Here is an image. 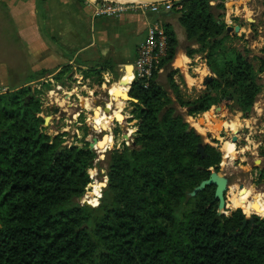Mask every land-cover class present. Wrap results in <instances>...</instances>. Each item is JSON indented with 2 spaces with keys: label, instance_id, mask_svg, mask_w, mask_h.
Returning a JSON list of instances; mask_svg holds the SVG:
<instances>
[{
  "label": "trees",
  "instance_id": "1",
  "mask_svg": "<svg viewBox=\"0 0 264 264\" xmlns=\"http://www.w3.org/2000/svg\"><path fill=\"white\" fill-rule=\"evenodd\" d=\"M212 1H173L170 12L216 76L210 93L177 102L206 113L225 101L247 115L262 91L259 76L243 52L228 47L233 35L220 22L225 5ZM165 29L169 53L161 68L179 95L170 70L177 39ZM160 78L155 72L148 86L132 84L136 148L106 156L109 186L99 208L78 202L93 182L97 154L87 145L58 155L66 135L45 133L40 105L27 100L28 91L0 94V264H264V220L241 233L242 210L220 216L215 187L190 197L210 168L218 171L221 156L206 146L201 158L203 138L188 131Z\"/></svg>",
  "mask_w": 264,
  "mask_h": 264
},
{
  "label": "rangeland",
  "instance_id": "2",
  "mask_svg": "<svg viewBox=\"0 0 264 264\" xmlns=\"http://www.w3.org/2000/svg\"><path fill=\"white\" fill-rule=\"evenodd\" d=\"M12 1L18 3L15 11L9 8ZM27 1L0 0V94L15 92L16 87L27 84L33 74L31 72L32 68L36 71L41 70L42 35L41 33L37 35L38 44L32 51L29 48L28 43L30 42L28 41L26 32L29 30L26 29L28 27L26 25L27 19H23L19 14L20 10H24L22 5L24 6ZM75 1L88 9L90 14H93L95 3L101 5L104 2L102 0H97L98 2L96 0ZM239 1L241 0H224V2L213 0L212 5H226L225 10L221 12L223 18L220 20L224 24L226 23L227 13L230 14V17L236 13L233 15L235 17L240 12V4L245 3L247 5L246 13L250 20L243 19L239 21V18H234V20L232 19L233 23L225 25L227 29H234V32L231 34L233 38L227 43L228 47L233 46L243 52L252 62L259 76L262 91L257 97L252 111L244 115L234 107L235 104L223 101L220 105L212 107L206 113H194L190 108L182 107L177 102V98L180 96L182 102L189 103L197 101L205 94L210 93L208 87L204 86L205 80L197 88H187L188 86H186L185 81L178 74L179 72L172 71L171 73H176L174 74V79L179 87V95L168 84L167 77L164 75L166 72L161 73L160 82L165 86L169 97L174 100V106L179 114L183 116L185 122L203 138V146L211 147L220 154L221 162L219 166L222 165L223 167L221 174H225L230 179L231 184L226 195V212L230 214L241 209L245 219L254 217L255 215V219L264 220V215L257 213L247 214L244 207L237 208L233 202L246 199L249 202H254L255 205H261L263 204L262 200H264V198L261 199L264 196V186L261 187L259 185H264V182L260 183L258 177L260 171H264V71L261 72L264 61V0H242V3H239ZM250 5L252 6L251 8ZM37 10L33 9L30 13L28 12V16L31 15L32 17L35 12H39ZM71 12H69L68 16H72L70 15ZM147 13L150 14V12H146L145 14ZM74 19L67 18V23L73 25L76 22V25L80 27L82 21L80 22L76 17ZM83 22H86V19H83ZM177 22V25L186 35V31L179 19ZM40 24L41 19L39 17L38 25L40 26ZM177 49L178 41L170 68L173 67L176 56H179ZM189 50L197 52L194 56L200 55L208 68L207 56L198 53L199 48L194 50L189 47L187 48V52ZM201 60L192 64L195 69H197L195 66L199 69L195 72L197 77L205 76L208 73V70L204 66L202 67L203 62ZM77 66L64 70L65 72L61 75L59 82L63 88L60 92L57 91V83L55 81V83L50 85L34 82L32 86L25 88V90L28 91L27 100L28 98H33V101L40 105V117L45 120L44 129L47 135L53 138L61 134L66 135L64 137V145L68 147H85L87 145L90 147V144L94 143L93 139H96V142L103 141L107 144L104 154H100L97 150L93 152L98 156L94 166L89 170V176L93 182L89 185L87 193L78 200L83 206L99 208L102 204L105 190L109 186L108 177L110 170L106 162V156L114 151L122 152L126 149L134 150L136 148L134 147V143H136L139 131L140 122L137 120L139 107L138 104L131 101L130 95L128 100L126 96V102L123 100L124 108L122 115L112 118L110 116L111 112L108 110L110 102L108 100L110 98L107 99V96H109L108 92L114 86V83H111L108 87L105 86L104 93H102L98 89L99 83L104 82L102 81V77L94 75L93 71L89 74L83 72ZM210 73L216 77L211 71ZM49 91L55 92L56 95L53 93L49 96ZM219 109L222 110L219 112ZM47 120L49 122L46 125ZM104 120L107 122V129L102 128L99 124ZM125 134H128L131 139L125 140ZM238 139L241 142L236 145L235 152V140ZM229 151L234 156L231 159L230 157L226 159V152ZM226 161L227 163H225ZM210 171L217 172L215 167L210 168ZM254 186H259V189H253L252 194H248ZM254 194L260 196L253 198ZM90 196L92 197L91 201L87 200V203L82 201ZM247 196H249V199Z\"/></svg>",
  "mask_w": 264,
  "mask_h": 264
},
{
  "label": "crops",
  "instance_id": "3",
  "mask_svg": "<svg viewBox=\"0 0 264 264\" xmlns=\"http://www.w3.org/2000/svg\"><path fill=\"white\" fill-rule=\"evenodd\" d=\"M16 7H18L17 2H10V9L15 11ZM22 7H24V10L20 9L25 12L19 11V8L18 11L23 19H27L26 25L28 27L26 29L29 30L26 32L30 42L28 43L29 48L32 51L38 44L37 35L40 33L42 35V60L40 62L41 70L36 71L32 68L31 72L33 74L28 83L16 87L15 92L32 86L34 82H41L43 85L56 82L57 91L60 92L63 88L57 77H60L64 69L78 65L77 68L82 69L83 72L89 74L93 71L94 75L102 77L104 82H100L98 85L100 92L104 93V87L114 83V86L108 92V98L106 97L111 100H108L110 101L108 110L111 112L112 98L117 92V86L125 85L130 95L134 83V67L138 51L147 37L148 28L154 23H160L175 33L178 41L177 54L179 56H176L170 70L171 72H179L178 74L185 81L187 88H197L208 76H211L200 55L194 56V58L188 56L187 48L190 47L196 50L199 46L187 42L185 33L177 25L178 17L173 15L172 12L159 15L136 12L114 18L96 17L94 9L93 14H90L88 9L75 0H28ZM246 8L245 3L240 4V12L235 17L233 15L236 13L231 17L227 13L225 24L233 23L234 18H239V21L243 19L250 20ZM33 9H38L39 12H35L32 17L31 15L28 16ZM69 12L72 16H68ZM39 17L41 19L40 26L38 25ZM75 17L80 22L82 21L80 27L76 25V22L73 25L67 23V18L74 19ZM83 19H86V22H83ZM198 60H201L203 62L202 67L204 66L208 70L205 76L197 77V74H195L199 69L197 66H195L197 68L195 69L192 64L197 63ZM194 75L196 76L194 77ZM52 93L54 92L49 91V96ZM125 98L126 96H122V99L126 102Z\"/></svg>",
  "mask_w": 264,
  "mask_h": 264
},
{
  "label": "built area",
  "instance_id": "4",
  "mask_svg": "<svg viewBox=\"0 0 264 264\" xmlns=\"http://www.w3.org/2000/svg\"><path fill=\"white\" fill-rule=\"evenodd\" d=\"M97 1V0H96ZM98 2V1H97ZM173 1L157 4H113L103 2V4L94 5L96 17L114 18L127 13L150 12L155 15L170 12L173 9ZM169 53V36L163 25L154 23L150 25L147 31V37L138 51V57L134 67V82L144 81L148 86L153 79L155 72L161 74L164 69L161 68L162 62Z\"/></svg>",
  "mask_w": 264,
  "mask_h": 264
},
{
  "label": "water",
  "instance_id": "5",
  "mask_svg": "<svg viewBox=\"0 0 264 264\" xmlns=\"http://www.w3.org/2000/svg\"><path fill=\"white\" fill-rule=\"evenodd\" d=\"M104 2L107 3H113V4H135L136 2L139 1L141 3L146 2V0H102ZM120 1V2H119ZM170 1H174V0H161L158 2H155L153 4H157V3H166V2H170ZM141 5V4H140ZM233 28H228V33L232 34L233 33ZM215 79V77L213 75L208 76L205 81H204V86L208 87L210 83L213 82V80ZM128 97H129V93H128ZM130 99V98H129ZM131 100V99H130ZM133 103L137 104V101L133 100ZM222 109H219V112ZM48 120L46 121V125L48 124ZM192 129L190 128L188 131L190 132ZM124 139L125 140H130L131 137H129L128 134L124 135ZM96 139H93V142H95ZM93 144H90L89 150L91 152H95L96 150H94L92 148ZM134 147H136V143H134ZM70 147L64 145L61 148H59L58 150V155L63 152L66 151L67 149H69ZM198 154L201 155V158L204 159L206 154H205V147L202 145L200 146V149L198 151ZM222 165L219 166V169L217 172H212L209 179L203 181L196 189H194V191L190 194V197H196L198 194L204 192L206 189L210 188V187H215L216 191H215V201H217L219 203L218 206V214L220 216L224 215L227 211V201H226V195L229 191L230 188V180L229 178L225 175V174H221V170H222ZM255 189V187H254ZM256 209H258V206H256ZM256 223V219H255V215L254 217L251 218H246L243 222V227H242V231L241 233H243L246 229V227L249 224H255Z\"/></svg>",
  "mask_w": 264,
  "mask_h": 264
},
{
  "label": "bare ground",
  "instance_id": "6",
  "mask_svg": "<svg viewBox=\"0 0 264 264\" xmlns=\"http://www.w3.org/2000/svg\"><path fill=\"white\" fill-rule=\"evenodd\" d=\"M158 1H161V0H146V2L144 3H141L139 1L136 2V5H140V4H153L155 2H158ZM120 2V1H119ZM62 89V88H61ZM60 89V90H61ZM114 89V88H113ZM116 94L113 96H111V98L113 99V106L111 105L112 107V111H111V117L114 118V117H118L120 115H122V110L124 108V102H123V99H122V95L123 97L127 96V91H129L127 89V87L125 85H119L117 86L116 88ZM114 92V91H113ZM55 93V92H54ZM53 94V93H52ZM56 95V94H55ZM88 99V98H87ZM90 100V99H89ZM111 101V100H110ZM98 122V121H97ZM98 124V123H97ZM102 128L104 129H107L108 126H107V122L104 120L102 121L101 123H99ZM92 148L94 150H97L100 154H104L105 153V150L107 149V144L103 141H100V142H94L93 143V146ZM228 151V150H227ZM226 159H230L234 156L233 153L231 151L229 152H226ZM227 163V161L225 162ZM233 191V190H232ZM85 198V197H84ZM244 198V197H243ZM264 196L261 197V199H263ZM87 200L91 201L92 200V197H86L85 199H83L82 201H85L87 203ZM261 201V200H260ZM234 202V206L237 207V208H241V207H244L246 209V212L247 214H252V213H257V214H262L264 215V200H262V203L261 205H255L254 202H249L248 200L246 199H243L242 201H233ZM244 202V203H243ZM256 206H258V209H256Z\"/></svg>",
  "mask_w": 264,
  "mask_h": 264
},
{
  "label": "flooded vegetation",
  "instance_id": "7",
  "mask_svg": "<svg viewBox=\"0 0 264 264\" xmlns=\"http://www.w3.org/2000/svg\"><path fill=\"white\" fill-rule=\"evenodd\" d=\"M239 142H241L239 139L238 140H235V152H236V145L239 143ZM224 161V160H223ZM264 164V163H263ZM263 164H262V166H263ZM261 166V165H260ZM259 166V167H260ZM258 177H259V182L261 183V182H264V171L263 170H261L260 171V173H259V175H258ZM230 180V179H229ZM261 187H263L264 185L263 184H259ZM255 187V189H259V186H254ZM252 190H250L249 192H248V194H252V191H253V189L254 188H251ZM262 189V188H261ZM255 196H260V195H258V194H254L253 195V198L255 197ZM249 196H247V198H248ZM249 199V198H248Z\"/></svg>",
  "mask_w": 264,
  "mask_h": 264
}]
</instances>
